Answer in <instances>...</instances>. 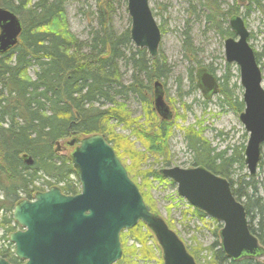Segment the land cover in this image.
<instances>
[{
	"label": "trees",
	"instance_id": "1",
	"mask_svg": "<svg viewBox=\"0 0 264 264\" xmlns=\"http://www.w3.org/2000/svg\"><path fill=\"white\" fill-rule=\"evenodd\" d=\"M67 1L0 0V8L15 14L22 25L15 45L0 53V209H6L9 214L22 197L31 198L34 192L41 191L38 183L42 181L47 185H58L64 195H76L79 183L72 163L68 156L55 150L57 142L73 133L77 139L101 134L119 158L109 124L118 122L126 129L129 127L134 138L142 141L143 150L129 148L124 151L132 162L126 168L128 175L139 169V163L152 158L150 169L135 170L132 175L133 179L143 180V183L151 177L162 181L159 171L171 164L172 122H160L155 116L148 115L138 124L125 112L127 100L134 98L153 113V82L170 74L167 62L160 56L151 59L148 51L133 46L129 28L118 33L111 20L103 18L104 10L111 15L113 0H103L102 10L84 11L86 17L95 15L97 21L88 30L85 40L52 29L57 23L66 28L64 9ZM195 1L202 6L205 20L216 28L223 41L233 35L226 23L229 16L239 14V6L233 2L224 3L226 7H223L221 0ZM244 8L259 11L264 22V0H247ZM182 39L185 58L192 64L187 69V80L194 89L195 69L201 62L196 57L197 49L189 33ZM263 56L264 47L262 53H255L257 61ZM230 66L225 63L218 95L232 112L239 113L244 105L241 95L236 92L240 87L236 82L230 84L233 77ZM29 68L34 70L31 78L26 77ZM208 69L215 71L210 66ZM131 123L136 124V128H132ZM182 135L191 157V167H205L229 181L234 198L245 208L248 229L264 250V191L259 192L260 186L252 183L254 176L248 172L233 179L236 170L240 172L246 168L243 162L246 140L220 149L210 145L193 126L186 127ZM24 154L31 159V164H26L22 158ZM154 165L159 169L152 168ZM138 190H142L141 183ZM141 194L145 198L143 192ZM189 208L198 221H211L200 210ZM2 219L8 231L15 230L16 223L10 217L3 216ZM214 223L217 226H212L213 240L208 246L187 247L196 264H264V254L257 258L229 260L220 249L219 229L222 225L218 221ZM153 237L144 223L138 222L126 230L120 235L122 254L115 264L133 263L128 257V239L140 245L136 249L133 246L139 256L150 257L154 249L159 251ZM148 242H151L149 247ZM5 252L0 250V257H4ZM204 253L207 255L203 256ZM8 260L15 264L13 255Z\"/></svg>",
	"mask_w": 264,
	"mask_h": 264
},
{
	"label": "water",
	"instance_id": "2",
	"mask_svg": "<svg viewBox=\"0 0 264 264\" xmlns=\"http://www.w3.org/2000/svg\"><path fill=\"white\" fill-rule=\"evenodd\" d=\"M244 4L245 0H237ZM130 19L129 38L133 46L156 58L161 31L152 16L148 0H126ZM229 26L234 36L223 41V57L238 68L243 90L239 122L248 133L244 165L255 176L264 144V89L261 69L248 44V31L239 15ZM22 29L18 17L0 8V53L15 45ZM153 104L157 114H172L163 100L162 84L153 82ZM196 87L202 97L217 94L215 75L204 66L196 69ZM65 143L73 146L74 136ZM57 145L59 142L56 143ZM31 164L27 155H22ZM80 185L76 195L61 192L59 186L37 192L32 200L13 206L12 219L20 227L9 235L15 256L24 264H115L121 259L120 233L144 223L161 248L162 264H196L178 235L171 231L143 201L136 184L114 149L101 134L82 137L69 156ZM159 174L176 185L177 194L188 204L219 221L220 249L230 260L262 257L264 250L248 229L245 208L234 198L229 181L201 166L163 167ZM0 264H10L0 259Z\"/></svg>",
	"mask_w": 264,
	"mask_h": 264
},
{
	"label": "rangeland",
	"instance_id": "3",
	"mask_svg": "<svg viewBox=\"0 0 264 264\" xmlns=\"http://www.w3.org/2000/svg\"><path fill=\"white\" fill-rule=\"evenodd\" d=\"M233 2L240 7L238 13L239 16H242L244 25L249 32V46L257 53H262L264 47V22L261 13L254 8H250V10L246 11L244 5L240 6L236 0H221L223 7ZM102 3L103 0H68L64 9V23L66 24V28H62V23H57L51 28L56 31L59 30L61 33L67 32L66 34L68 35L72 34L79 40H85L88 36V30L91 26H95L97 21L95 15L86 17L84 11L92 10L96 12L102 10ZM224 3H226V5ZM148 5L161 31V41L158 46L157 56L165 59L170 69V74L166 78L160 79L165 93L164 101L166 104L170 105L174 114V118L171 121L172 124L170 123L172 130L169 139L170 167L177 166L182 169L192 168L189 151L186 149L183 142L182 134L186 127H195V129L199 130L210 142V145H216L220 149L228 144L232 145L245 141L248 137V133L244 131L243 125L239 122L238 113L235 111L232 112L220 100L219 95H215L212 99L204 101L201 92H199L197 88L193 89L187 80V69H189L192 64L186 60L182 49L183 35L187 32L189 33L193 46L197 49V59H200L202 65H212L219 78L225 73L223 39L219 36L216 28L211 26L209 22L207 23L204 16V9L195 0H148ZM111 10L112 13L110 16L107 11L104 10L103 18L111 20L113 28L118 31V33L128 29L130 26V19L128 18L125 1L113 0L111 3ZM226 25L228 24L226 23ZM229 65H231L229 69L233 74L230 84L236 82L240 87V79L237 75L238 68H236L233 63ZM258 67L261 69V86L264 89V56L259 59ZM33 72V68H29L26 72V77H33ZM126 78L127 75L125 76V79ZM222 82L223 80L221 78L220 83L222 84ZM236 92L238 95H242L243 90L240 87V90ZM126 106L125 112L127 111V115L130 118H134L138 124H141L148 115L155 116L159 119L158 116L154 114V111L151 113L146 110L144 105H141L139 101L134 98L128 99ZM135 126L136 124L131 125L132 128H136ZM109 128L112 133L111 136L116 139V145L119 149V160H121L126 170L132 162L130 159H127L124 151H128L129 148L142 151L143 143L141 140L134 138L129 127L126 129L118 122H111ZM218 133H220V135ZM70 138L63 139V141L59 142L55 148L57 153L62 155L65 154L68 157L70 156L74 148L78 145L77 141L74 146H68L65 142ZM261 153V159L252 181L255 186H260V193L264 191V144L261 147ZM151 162L152 158L149 160L147 159V161L139 163V169L135 170L138 172L142 171V169H147ZM152 168L159 169V167L155 165ZM135 170L131 172L132 174H129L128 177H130L136 186L139 187V184H142L141 192H143L145 196V198H142L150 208V211L154 212V214L167 223L169 229L178 235L185 247H195L197 244H200L202 247L208 246L213 240L211 229L213 225L217 226L214 223L216 221L212 219L211 221L206 220L205 222L198 221V219L193 216V211L189 208L187 201L178 196L176 185L170 180L162 178V181H160L151 177L150 179L147 178L148 181L143 183V180L139 181V179L135 180L132 178ZM245 173L247 174L246 168L240 172L236 170L233 179H236L238 174ZM38 186L42 189L38 192H44L54 187V185H47L45 181L38 183ZM2 214L0 216H2ZM6 217L12 219V212L6 214ZM12 222H15L14 219H12ZM13 231L11 233H13ZM125 232L126 230H122L119 235H123ZM6 237H9V234H7ZM153 238L155 240V237ZM2 244L3 242L0 241V245ZM150 244L151 242H148L146 245L151 246ZM157 245L159 246V244ZM126 246L129 248L130 254L128 257H130V260L133 262L132 264H162L160 247L159 251L154 249L150 257H143L139 256L137 252L134 251V248H139L140 245L137 243L133 244V240L128 239ZM13 250L14 249L11 250V248H8V254H14ZM202 255L206 256L207 253Z\"/></svg>",
	"mask_w": 264,
	"mask_h": 264
},
{
	"label": "flooded vegetation",
	"instance_id": "4",
	"mask_svg": "<svg viewBox=\"0 0 264 264\" xmlns=\"http://www.w3.org/2000/svg\"><path fill=\"white\" fill-rule=\"evenodd\" d=\"M240 6H243V5H240ZM239 15V14H238ZM241 16V15H240ZM239 16V17H240ZM232 17V15L231 16H229V18H228V20H227V26L229 27V29H230V26H229V20H230V18ZM241 18H242V16H241ZM242 20H243V18H242ZM243 24H244V20H243ZM247 29V28H246ZM230 31H231V29H230ZM248 31V30H247ZM232 32V31H231ZM233 34V33H232ZM248 34H249V32H248ZM232 36H234V35H232ZM248 40H249V37H248ZM254 50V49H253ZM255 53H257L255 50H254V54ZM256 62H257V64H258V61H257V59H256ZM225 63H227V62H225ZM200 66H204L207 70H209L208 69V66H205V65H200ZM210 68L211 69H214L213 68V66L212 65H210ZM196 70V69H195ZM209 71H211L214 75H215V78H216V80H217V82H218V91H219V88H220V80H218V76L216 75V70L215 71H213V70H209ZM194 78H195V81H196V71H195V73H194ZM158 80V79H157ZM158 82L159 83H161L160 82V80H158ZM162 84V83H161ZM154 88V87H153ZM162 93H163V100H164V96H165V93H164V88H163V84H162ZM219 94V92L217 93V94H214V95H212L211 96V98L210 99H212V97L213 96H215V95H218ZM203 98V97H202ZM153 99H154V94H153V89H152V103H151V105H152V110L154 111V113L158 116V118H159V121L160 122H162V121H164L165 123H170L171 121H172V119L174 118V114H173V110L171 109V107H170V105H168L167 104V106H168V108H169V110L171 111V114H172V116L169 118V119H164V118H162L160 115H158L157 114V112H156V110L154 109V104H153ZM210 99H205V98H203V100L204 101H208V100H210ZM165 102V101H164ZM166 104V103H165ZM242 112V111H241ZM240 113V112H239ZM239 113H238V115H239ZM78 140H76L75 142H74V144L77 142ZM74 146V145H73ZM261 159V158H260ZM36 192H38V191H36ZM36 192H34L33 194H32V197L31 198H28V197H22L19 201H21L23 198H26V199H32L33 198V195L36 193ZM18 201V202H19ZM2 213H4V214H2ZM2 214V216H0V231H1V237H0V241H2L3 242V244L2 245H0V250H4V251H6L4 254H5V256L4 257H0V259H2V260H5L6 262H8V263H10V264H13V263H11V262H9V260H8V257H10V256H14L15 257V264H24L25 263V261H22V260H19L16 256H15V251H14V254H11V255H9L8 254V251H7V249L8 248H11V250L12 249H14V246H13V244L11 243V241H9V237H6V235L7 234H10L11 232L10 231H8L7 230V225L6 224H4V223H2L3 222V219H2V217L3 216H6V214H8L7 212H6V209H3V208H1L0 209V215ZM16 223V222H15ZM17 224V223H16ZM14 229H15V231L16 230H20V228H19V226L18 225H15L14 226ZM3 248V249H2ZM186 249H187V247H185ZM187 252L189 253V251H188V249H187ZM190 254V253H189ZM191 255V254H190ZM192 256V255H191ZM193 257V256H192ZM193 259H194V257H193ZM195 261V260H194ZM196 263V262H195Z\"/></svg>",
	"mask_w": 264,
	"mask_h": 264
}]
</instances>
